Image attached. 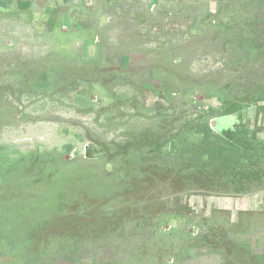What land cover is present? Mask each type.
<instances>
[{
    "label": "rangeland",
    "instance_id": "374dc122",
    "mask_svg": "<svg viewBox=\"0 0 264 264\" xmlns=\"http://www.w3.org/2000/svg\"><path fill=\"white\" fill-rule=\"evenodd\" d=\"M0 264H264V0H0Z\"/></svg>",
    "mask_w": 264,
    "mask_h": 264
},
{
    "label": "trees",
    "instance_id": "16d2710c",
    "mask_svg": "<svg viewBox=\"0 0 264 264\" xmlns=\"http://www.w3.org/2000/svg\"><path fill=\"white\" fill-rule=\"evenodd\" d=\"M238 104L234 103L229 108L230 109H237ZM217 137H222L220 134ZM225 138L223 141H219L215 144L217 147V151L213 155V159H216L217 162L214 163L213 161L206 163L205 165L206 170L211 171L214 175H225L228 174L230 171L239 174L242 179H251L255 178L253 173L251 172H244V173H237L235 171V165H242V154L244 149H248L250 142L244 138L243 135H240V131H229L226 132V136L222 137ZM230 154H227L226 152ZM210 167L211 169H209Z\"/></svg>",
    "mask_w": 264,
    "mask_h": 264
}]
</instances>
